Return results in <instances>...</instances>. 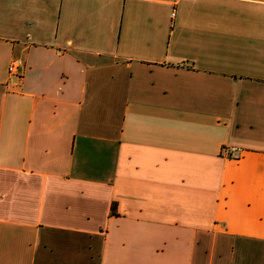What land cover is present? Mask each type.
Returning <instances> with one entry per match:
<instances>
[{"label": "crops", "instance_id": "obj_1", "mask_svg": "<svg viewBox=\"0 0 264 264\" xmlns=\"http://www.w3.org/2000/svg\"><path fill=\"white\" fill-rule=\"evenodd\" d=\"M0 264H264V0H0Z\"/></svg>", "mask_w": 264, "mask_h": 264}, {"label": "built area", "instance_id": "obj_2", "mask_svg": "<svg viewBox=\"0 0 264 264\" xmlns=\"http://www.w3.org/2000/svg\"><path fill=\"white\" fill-rule=\"evenodd\" d=\"M173 17L176 16V12L173 13ZM24 62L20 59H14L10 65L9 72L10 75L13 77H18L20 74V70L24 68ZM241 150L238 149H225L224 152L230 157V158H238Z\"/></svg>", "mask_w": 264, "mask_h": 264}]
</instances>
